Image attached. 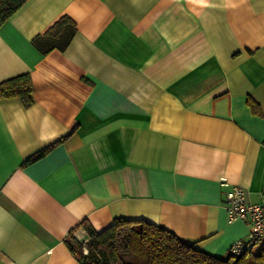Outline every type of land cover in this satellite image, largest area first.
I'll return each instance as SVG.
<instances>
[{
    "label": "crops",
    "instance_id": "crops-1",
    "mask_svg": "<svg viewBox=\"0 0 264 264\" xmlns=\"http://www.w3.org/2000/svg\"><path fill=\"white\" fill-rule=\"evenodd\" d=\"M63 16L76 32L42 54ZM26 72L32 104L0 98V264H80L83 220L220 258L246 237L223 200L264 185V0H26L0 25V81Z\"/></svg>",
    "mask_w": 264,
    "mask_h": 264
},
{
    "label": "trees",
    "instance_id": "trees-1",
    "mask_svg": "<svg viewBox=\"0 0 264 264\" xmlns=\"http://www.w3.org/2000/svg\"><path fill=\"white\" fill-rule=\"evenodd\" d=\"M26 0H0V25ZM76 32L68 16L57 20L31 43L42 54L53 48L63 50ZM29 73H21L0 81V98L18 97L25 107L33 102ZM36 153L33 158L43 154ZM80 226L88 239H78L70 231L66 243L80 264H264V248L226 258L215 257L182 242L171 231L142 220L115 219L111 225L96 231L83 220Z\"/></svg>",
    "mask_w": 264,
    "mask_h": 264
},
{
    "label": "built area",
    "instance_id": "built-area-1",
    "mask_svg": "<svg viewBox=\"0 0 264 264\" xmlns=\"http://www.w3.org/2000/svg\"><path fill=\"white\" fill-rule=\"evenodd\" d=\"M226 185V181H222ZM223 206L228 222L235 220L249 221L250 230L244 239L235 240L229 247L231 254L241 255L252 251L256 244L264 241V185L260 191L259 200L248 202L245 189L241 185H233L224 193Z\"/></svg>",
    "mask_w": 264,
    "mask_h": 264
}]
</instances>
